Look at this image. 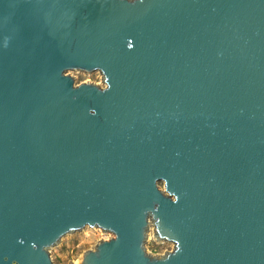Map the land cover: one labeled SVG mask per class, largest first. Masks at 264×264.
<instances>
[{"label":"water","instance_id":"95a60500","mask_svg":"<svg viewBox=\"0 0 264 264\" xmlns=\"http://www.w3.org/2000/svg\"><path fill=\"white\" fill-rule=\"evenodd\" d=\"M86 226L79 264H264V0H0V264Z\"/></svg>","mask_w":264,"mask_h":264},{"label":"rangeland","instance_id":"374dc122","mask_svg":"<svg viewBox=\"0 0 264 264\" xmlns=\"http://www.w3.org/2000/svg\"><path fill=\"white\" fill-rule=\"evenodd\" d=\"M69 73L71 76L76 77L74 80L76 85L90 81V83L94 82L101 87L106 86L103 81V75L99 71H93L90 74L77 70L66 72V74ZM159 187L164 191L163 182H159ZM149 220L151 224L150 229L147 231L149 239L144 243L146 252L154 256L171 252L175 247L174 243L167 240H158L155 237L156 233L154 225H152L153 220ZM110 237H114V234L99 227L92 228L86 226L81 230L70 232L49 249L53 264H79L80 258L84 253L93 250L98 243L108 240Z\"/></svg>","mask_w":264,"mask_h":264},{"label":"bare ground","instance_id":"6f19581e","mask_svg":"<svg viewBox=\"0 0 264 264\" xmlns=\"http://www.w3.org/2000/svg\"><path fill=\"white\" fill-rule=\"evenodd\" d=\"M154 230H155V227H154ZM155 233H156V230H155Z\"/></svg>","mask_w":264,"mask_h":264}]
</instances>
